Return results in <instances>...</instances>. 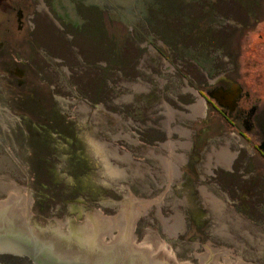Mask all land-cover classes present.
Segmentation results:
<instances>
[{"label":"rangeland","instance_id":"1","mask_svg":"<svg viewBox=\"0 0 264 264\" xmlns=\"http://www.w3.org/2000/svg\"><path fill=\"white\" fill-rule=\"evenodd\" d=\"M220 78L264 100L262 0H0V202L110 244L87 219L148 200L131 248L264 264V163L205 102Z\"/></svg>","mask_w":264,"mask_h":264},{"label":"flooded vegetation","instance_id":"2","mask_svg":"<svg viewBox=\"0 0 264 264\" xmlns=\"http://www.w3.org/2000/svg\"><path fill=\"white\" fill-rule=\"evenodd\" d=\"M256 1L259 3L260 0ZM203 95L205 102L209 103L217 116L234 128L247 143L264 153V100L251 94L239 79L228 82L225 78H220L216 85L204 90ZM27 231L12 225L5 228L4 224H0V235L24 236L23 239L14 238L19 245V252L0 251V264H84L52 254L45 242L39 241Z\"/></svg>","mask_w":264,"mask_h":264},{"label":"water","instance_id":"3","mask_svg":"<svg viewBox=\"0 0 264 264\" xmlns=\"http://www.w3.org/2000/svg\"><path fill=\"white\" fill-rule=\"evenodd\" d=\"M138 202H148V200H137L133 202L130 211L122 225L119 233L111 244H106L96 239L86 237L77 233L51 228L37 223L12 208L0 202V224L4 227L15 228L23 231H30L36 239L45 242L50 248L49 251L59 257L70 258L75 262H91L95 264H168L153 259L127 244L129 229L133 213ZM0 235V251L19 252V245L14 238L23 239L24 236ZM208 246V245H207ZM209 248L207 258L202 264H218L216 257L225 254L226 250Z\"/></svg>","mask_w":264,"mask_h":264},{"label":"bare ground","instance_id":"4","mask_svg":"<svg viewBox=\"0 0 264 264\" xmlns=\"http://www.w3.org/2000/svg\"><path fill=\"white\" fill-rule=\"evenodd\" d=\"M170 133V132H169ZM167 144L171 147V148H175L174 147V144L172 143V141L169 139V141L167 142ZM172 151H173V149H171ZM234 156V155H233ZM224 158V157H223ZM222 157H221V159L220 160H222V161H224V159H223ZM227 158V157H226ZM225 158V162L228 164V166H230V164H231V162H232V160H233V158L230 156L229 157V159H226ZM166 162V168H167V173L170 175H172L173 176V174H177L178 173V171H179V169H178V164H177V162L176 161H172V160H170V157L168 158H163ZM162 159V160H163ZM164 162V161H163ZM164 164V163H163ZM210 171V170H209ZM170 178V177H169ZM207 191V190H206ZM132 196V195H131ZM10 197H11V195H10ZM133 197V196H132ZM213 197H214V195H213ZM15 198H16V196H15ZM7 201H9L8 203H12V201L13 200H9V199H7ZM18 202V201H17ZM213 202V201H212ZM14 203V202H13ZM158 203H159V201H158ZM21 204V203H20ZM148 204H150V203H148V202H140V204H139V206L136 208V211L133 213V217H132V221H131V228H133V226H134V224H133V222L134 221H136L135 220V215H137V214H140V213H142V210H145L147 207H148ZM25 205V204H24ZM24 205H22V207L24 206ZM16 206V205H15ZM14 206V207H15ZM20 207H21V205H19ZM17 207V206H16ZM22 207H21V209H22ZM17 210V209H16ZM20 211V210H19ZM18 211V212H19ZM93 216H94V218L92 217V218H90V219H87V229L90 231V229L91 230H94V223H98V222H100V223H104V227H107V226H110V228L111 227H113L114 228V225H115V227H117V228H119V230L121 229V227H122V225L124 224V222H125V219H126V217H118V218H116V217H112V218H106V217H104V215L102 216L101 214H92ZM167 221V220H166ZM174 223V222H173ZM172 223V224H173ZM177 223V222H176ZM164 224H166V223H164ZM117 225V226H116ZM167 225V224H166ZM170 225V224H169ZM176 224H175V228H176ZM81 227V226H80ZM103 227V226H102ZM166 227V226H165ZM108 228V227H107ZM174 228V227H173ZM168 229H170V227L168 228ZM73 230V229H72ZM171 231V230H170ZM173 231V230H172ZM171 231V232H172ZM75 232V231H74ZM107 232H109L108 230H107ZM175 232V231H174ZM131 239V238H130ZM133 247H136V246H133ZM137 247H139V249L138 250H140L142 253H146V255H147V253H149V255L152 257V258H155L156 260H159V261H161V262H165V263H168V264H174V259H173V256L169 253V251H167L165 248H164V245H162V248H163V250H161L160 249V251H158V253H155V254H151V252L148 250L149 249V246H145V245H143V243L140 245V246H137ZM208 251H209V248L207 249ZM228 254V251H226L225 252V254H219V255H222L223 256V259L225 260V264H232V260H230V258L228 257V256H226ZM207 254L206 255H204L203 256V258L205 257V258H207ZM205 260V259H204ZM223 260V261H224ZM203 261V260H202ZM236 264H243V261L241 262V261H237V263Z\"/></svg>","mask_w":264,"mask_h":264},{"label":"crops","instance_id":"5","mask_svg":"<svg viewBox=\"0 0 264 264\" xmlns=\"http://www.w3.org/2000/svg\"><path fill=\"white\" fill-rule=\"evenodd\" d=\"M249 147V146H248ZM224 149H226V146L224 147ZM228 149V148H227ZM255 149V148H254ZM222 153H225V154H227V151L226 150H224L223 152H221V154ZM257 153V154H256ZM256 154V155H255ZM251 155H255V159L257 160V163H259V164H261V163H264V153L263 152H260L258 149L256 150L255 149V151L254 152H252V150H249L248 151V154H247V156H245V158H244V160H247L248 162H250L249 161V158L251 157ZM237 157V156H236ZM219 164L221 165V166H225V164L223 163V161L222 160H219ZM232 165V162H231V164H230V166ZM225 168L226 169H228L226 166H225ZM229 169H231V168H229ZM258 173H259V171H258Z\"/></svg>","mask_w":264,"mask_h":264}]
</instances>
